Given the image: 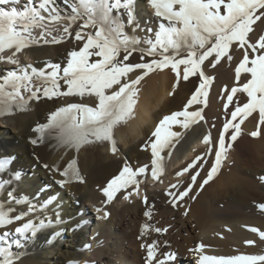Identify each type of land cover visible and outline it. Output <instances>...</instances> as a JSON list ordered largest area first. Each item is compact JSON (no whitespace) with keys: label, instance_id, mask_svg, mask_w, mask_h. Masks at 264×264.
Here are the masks:
<instances>
[{"label":"snow or ice","instance_id":"snow-or-ice-1","mask_svg":"<svg viewBox=\"0 0 264 264\" xmlns=\"http://www.w3.org/2000/svg\"><path fill=\"white\" fill-rule=\"evenodd\" d=\"M21 4L22 0H0V62L16 66L14 70L0 75V116L13 115L14 111H28L31 102H39L42 97L48 100L69 96L83 98L87 94L95 100L94 107L70 103L53 112L47 123L33 129L39 133L38 139L30 141L33 145L49 140L54 141L57 150L64 148L79 152L85 145L107 142L115 155L118 148L114 129L134 117L138 85L145 76L156 70L170 68L176 73V85L181 80L187 81L190 76H198L199 87L184 110L164 116L151 134L154 139L149 141L150 172L151 178L156 180L163 174L165 160L171 157L172 149L184 138V133L204 119L202 108L193 111L188 109L193 104L207 106L213 78L206 75L205 67L215 68L225 57L231 61L233 55L230 52L233 49L241 51L242 60L235 68L237 86L230 89L224 105L230 119L225 122L218 140L214 141L210 133L202 139L206 146L204 156L214 152V162L199 183L197 178L200 169L208 163L204 156H197L176 174L179 180L185 173H189L191 182L182 190L178 184L171 185L175 190L168 193L173 197L172 206L176 207L177 202L183 201L185 197L195 199L199 192L194 193V186L202 190L218 174L231 148V144H226L225 140V133L230 128V139L236 141L241 133V125L254 113H258L259 123L264 125V35H259L255 40L251 36L256 26L264 25V0H146L156 18L158 30L155 31L153 27L139 23L136 0H63L68 10L61 8L57 0H26ZM77 22L80 23L74 35L76 41L82 42V47L69 53L66 67L49 62L48 68L51 71L48 72L31 64H21L18 53L40 41L49 43L45 37L52 34L56 25H62L63 33L71 37L72 27ZM126 27L131 28V35ZM36 29L40 30L39 38L34 35ZM137 32L145 35L137 36ZM60 41L61 38L53 37L51 43ZM6 52L9 54L5 56ZM134 52L140 53L141 60L146 56L152 59L143 63H126ZM136 70L142 74L131 78L129 74ZM242 73L247 75L246 82L241 84ZM36 81L44 85L42 90L35 86ZM61 81L67 85V91L60 90ZM237 93L244 94L246 102L235 104L234 109L229 110ZM173 125L183 131L172 130ZM259 134L256 131L252 136ZM10 159L14 158L0 159V172L7 168ZM44 167L48 168V165ZM50 171L59 172L65 178L57 181L60 187L73 181L84 182L75 159L63 171L59 167ZM148 171L147 165L133 168L125 162L119 174L102 189L107 202L111 203L121 189L127 192L123 195L125 200L139 195L142 183L140 177H145ZM15 179H20V173L15 174ZM8 186L9 182L0 180V194ZM7 197L13 205H27V210L12 215L15 208L7 202H0V229H7L19 221L26 222L15 227L14 231L5 230L0 233V264H20L41 231L51 225L47 217L38 220L29 217L38 208L46 210L54 198L50 197L37 205L27 196L17 197L12 190L7 191ZM259 207L264 211V205ZM96 211L99 213L101 209L97 208ZM56 216L59 219V212ZM108 216L109 213L104 212L102 218ZM249 230L258 233L261 240H264V231L255 227ZM156 231L166 232L167 229ZM247 243L251 244L252 241ZM147 247L151 264L156 259V245ZM204 247L201 244L190 251L203 253ZM169 262L178 264V254L169 252L159 260V264ZM198 264H264V255L228 258L200 255Z\"/></svg>","mask_w":264,"mask_h":264},{"label":"bare ground","instance_id":"bare-ground-1","mask_svg":"<svg viewBox=\"0 0 264 264\" xmlns=\"http://www.w3.org/2000/svg\"><path fill=\"white\" fill-rule=\"evenodd\" d=\"M57 4L68 10L63 0H57ZM136 15L142 26L158 30L153 10L146 4V0H136ZM79 23L73 25L71 37L63 33L61 25L58 27L59 31H54V35L61 38L59 43H38L17 56L29 57L33 67L48 72L51 71L48 68L49 62L66 67L69 53L82 47V42L76 41L74 35ZM39 31L34 30L38 37ZM126 31L132 34L130 27H126ZM136 35L143 37L145 33L137 32ZM259 35H264V25L256 26L255 33L251 34L253 40ZM8 54L6 52L4 55ZM230 54L233 55L231 61L225 57L215 68L205 67L206 75L213 78L207 106L193 104L188 109L193 111L202 108L204 119L193 124L172 149L171 157L164 162V179L151 178L149 141L154 139L151 134L164 116L184 110L199 87L198 76H190L187 81L181 80L178 85L176 73L170 68L156 70L145 76L138 85L134 117L114 129L118 148L115 155L107 142L85 145L79 152L64 148L57 150L54 141L45 140L37 145L30 142L39 137V133L33 129L47 123L49 116L59 108L70 103L94 107V98L87 94L83 98L69 96L48 100L42 97L39 102H31L28 111H14L13 115L0 116V122H5L13 131V134L0 131V159L14 158L0 172V180L9 182L8 189L0 194V202H7L15 208L12 215H16L20 211H26L27 205L11 204L7 197L8 190L14 191L17 197L27 196L37 205L50 197L54 198V202L46 210L38 208L29 217L36 220L47 217L51 220V225L41 231L20 264H149L147 246L153 244L156 245V259L151 264H159V260L169 252L178 254V264H198L200 255L217 258L264 255V240H261L258 233L249 230L255 227L264 231V212L257 210L260 209L259 205H264V182L255 180V176L259 178L264 173V125L259 123L258 113L248 117L246 124L241 125L240 138L226 141V144H231L227 153L229 164L224 166L223 161L218 174L202 190L194 186V193L199 192L195 199L185 197L173 207V197L168 195L175 191L171 188L174 181L181 190L191 182L189 173H185L179 180L176 174L197 156H204L206 146L202 143L203 137L210 133L211 138L216 141L222 131L224 119L222 120L221 114L227 103L226 96L230 94L232 87L237 86L235 68L242 60L241 51L233 49ZM151 59L152 57L146 56L141 60L140 53L134 52L126 63H143ZM137 74L142 72L136 70L129 75L135 78ZM246 75L242 73L241 84L246 82ZM37 83L42 90L44 85L39 81L35 82ZM60 83V90L67 91V85L63 81ZM245 102L246 96L237 93L234 104L229 105V108ZM172 130L183 131L176 125H173ZM256 131L260 134L252 136ZM204 158L208 163L200 169L198 183L202 182L201 178L206 176L210 164L214 162V152ZM73 159L77 162L84 182L73 181L60 187L57 181L65 178L50 169L59 167L63 171ZM125 162L133 168L148 166L146 176L140 177L142 183L139 195L143 189L144 198L137 200L132 196V204L127 205L123 203V195L127 192L121 189L113 201L108 203L102 189L119 174ZM44 165H48V168ZM16 173H20L18 181L15 179ZM148 181H154L162 189L150 192L146 185ZM86 204L95 210L101 209L100 218L98 217L100 220L93 227L91 241L86 238V232L81 229V223L77 219ZM104 212L109 213L106 219L102 218ZM24 222L26 220L16 222L7 229H0V233L5 230L14 231L15 227ZM63 229L66 230V236ZM156 229L167 231L157 232ZM248 241L252 243L249 244ZM201 244L205 246L203 253L190 251Z\"/></svg>","mask_w":264,"mask_h":264},{"label":"rangeland","instance_id":"rangeland-1","mask_svg":"<svg viewBox=\"0 0 264 264\" xmlns=\"http://www.w3.org/2000/svg\"><path fill=\"white\" fill-rule=\"evenodd\" d=\"M24 2H26V0H22V4L24 3ZM22 4H21V6H22ZM19 7V6H18ZM64 23H67V21L65 22L64 21ZM61 25H56L55 27H54V30L52 31V34L51 35H49V36H46L45 38L48 40V41H52V39H53V37H56L55 35H54V31H55V28H58V27H60ZM34 35H36L37 36V33L36 32H34ZM37 38H39L38 36H37ZM39 43H44L43 41H40ZM19 59H20V62H21V64L22 65H28V64H31L32 63V59H30L29 57H19ZM28 62V64H25V63H27ZM16 68V66L15 65H10V64H6V63H3V62H0V75H2V74H6V72L7 71H9V70H14ZM35 86L36 87H39L40 86V84L39 83H37V84H35ZM234 109V107L232 106L231 108H229V110H233ZM255 114V113H254ZM253 114V115H254ZM223 117V118H222ZM221 118H222V120L224 119V122H223V126H224V124H225V122L228 120V119H230V117L229 116H227L226 115V110H224L223 111V113L221 114ZM246 122H247V120H245L244 121V123H243V125H245L246 124ZM242 125V126H243ZM0 131H9L11 134H13V131H12V129L5 123V122H0ZM222 131H223V128H222ZM221 131V132H222ZM231 134H232V129L230 128L229 129V131L227 132V133H225V140L227 141V140H231L230 139V136H231ZM241 135V134H240ZM240 135L238 136V138H240ZM237 138V139H238ZM229 160L228 159H226V160H224V166H227L228 164H229V162H228ZM264 178V173L263 174H261V175H259V178H258V176H255V180H259V181H262V182H264V179H260V178ZM165 177H164V175L162 174V175H159L158 176V179H164ZM177 178V177H176ZM172 184H176V181H174ZM148 187H149V191L150 192H154V190L155 191H157V190H159V189H162V187H158V185H156V183L154 184V181H148L147 182V184H146ZM145 191L142 189V193L140 194V195H133L134 197H135V199H137V200H142V198H144V196L143 195H145V193H144ZM132 202H133V200L132 199H128V200H125V199H123V203H126L127 205L128 204H132ZM260 206V205H259ZM258 211H261V212H264V211H262L261 210V208L260 209H257ZM100 218V216H99V213H97V211L95 210V209H93V208H90V205L89 204H86L85 205V208H83L82 209V212H81V214H78L77 215V219L80 221V223H81V229H83L86 233H85V236H86V238L88 239V240H92L91 239V234H92V231H93V227H95V225L98 223V221L100 220L99 218ZM98 220V221H97ZM63 234H64V236H66V230L65 229H63ZM42 256V255H41Z\"/></svg>","mask_w":264,"mask_h":264}]
</instances>
